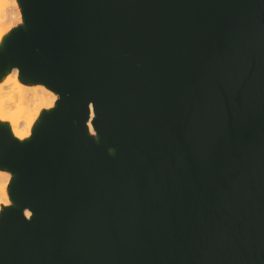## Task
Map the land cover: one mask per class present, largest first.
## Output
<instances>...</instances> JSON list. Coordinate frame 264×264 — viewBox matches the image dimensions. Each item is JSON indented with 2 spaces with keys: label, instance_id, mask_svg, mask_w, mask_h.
Listing matches in <instances>:
<instances>
[{
  "label": "water",
  "instance_id": "water-1",
  "mask_svg": "<svg viewBox=\"0 0 264 264\" xmlns=\"http://www.w3.org/2000/svg\"><path fill=\"white\" fill-rule=\"evenodd\" d=\"M18 2L0 79L58 100L0 122V264H264V0Z\"/></svg>",
  "mask_w": 264,
  "mask_h": 264
},
{
  "label": "bare ground",
  "instance_id": "bare-ground-1",
  "mask_svg": "<svg viewBox=\"0 0 264 264\" xmlns=\"http://www.w3.org/2000/svg\"><path fill=\"white\" fill-rule=\"evenodd\" d=\"M10 29H0V45L3 44ZM58 93L42 83H24L19 78L18 68H12L0 79V121L12 122L11 131L13 136L24 141L32 136V129L38 119L42 109H51L56 105ZM16 106V112H9L6 108ZM20 114L23 116V124H19L16 117ZM7 117V119H5ZM94 111L91 108V116L88 121L89 131L92 136L97 138V132L92 125ZM19 132L21 135H17ZM26 133V134H25ZM7 180V178H6ZM5 178L0 177V192L3 195L5 202L0 198L1 204H10L12 202L10 196L6 193L9 182L4 183ZM25 215L31 217V212L26 209Z\"/></svg>",
  "mask_w": 264,
  "mask_h": 264
},
{
  "label": "rangeland",
  "instance_id": "rangeland-1",
  "mask_svg": "<svg viewBox=\"0 0 264 264\" xmlns=\"http://www.w3.org/2000/svg\"><path fill=\"white\" fill-rule=\"evenodd\" d=\"M23 23L24 22H23L22 8L19 5L18 0H0V29L7 28V29H10L9 31H11L13 28H16L20 25H23ZM6 110L11 112V113L16 112L17 107L12 105V106L6 108ZM43 110H46V108L42 109V111ZM23 116H24V114H20L19 116L16 117L18 123L21 125L23 124V121H24ZM37 121H38V119L36 120V122ZM0 122L7 123L10 127V130H11L12 122L10 119H8L7 121H4V122L3 121H0ZM32 131H33V129H32ZM0 171L7 172L9 174L6 182L4 181V183L9 182V184L7 186V190H6V193L9 195V185H10V181L12 178V174H11V172H9L7 170H0ZM0 198L3 200V202H5V199H4L3 195L1 194V192H0ZM8 205H12V203H10V204H3L2 203L1 204V210L3 209L4 206H8ZM1 210H0V212H1Z\"/></svg>",
  "mask_w": 264,
  "mask_h": 264
},
{
  "label": "snow or ice",
  "instance_id": "snow-or-ice-1",
  "mask_svg": "<svg viewBox=\"0 0 264 264\" xmlns=\"http://www.w3.org/2000/svg\"><path fill=\"white\" fill-rule=\"evenodd\" d=\"M5 119H7V117H5ZM17 135H21V134L19 132H17ZM8 176H9V174L7 172L0 171V177H4L5 178V182H6V178Z\"/></svg>",
  "mask_w": 264,
  "mask_h": 264
}]
</instances>
